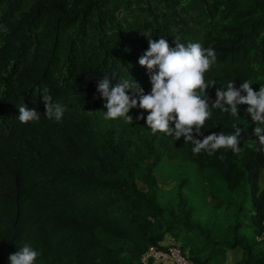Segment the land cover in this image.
I'll return each mask as SVG.
<instances>
[{
    "label": "trees",
    "instance_id": "16d2710c",
    "mask_svg": "<svg viewBox=\"0 0 264 264\" xmlns=\"http://www.w3.org/2000/svg\"><path fill=\"white\" fill-rule=\"evenodd\" d=\"M0 25V264L25 243L36 264H155L150 247H177L191 264H228L227 251L241 249L242 264H264V152L242 134L254 126L247 106L236 117L214 109L204 125L207 135L237 124L239 153L193 154L182 137L152 134L136 119L142 110H130L132 122L105 120L96 92L105 75L116 82L111 74L149 91L137 60L158 36L215 50L204 74L211 98L229 80L258 90L264 0H0ZM44 95L67 106L60 122L43 115ZM22 103L38 122L16 119ZM174 163L215 170L223 211L201 220L205 201L187 180L162 204L159 177Z\"/></svg>",
    "mask_w": 264,
    "mask_h": 264
},
{
    "label": "clouds",
    "instance_id": "9594fccd",
    "mask_svg": "<svg viewBox=\"0 0 264 264\" xmlns=\"http://www.w3.org/2000/svg\"><path fill=\"white\" fill-rule=\"evenodd\" d=\"M6 26L0 25V32H6ZM174 46H169L164 36L156 40L147 39L148 47L138 58L137 63L144 67L150 83V90L144 88L132 78L120 77L115 83L105 75L97 82L96 92L103 103L105 120L132 122L130 110L139 109L136 119L144 120V125L152 134L163 133L174 141L183 138L191 144L193 154L202 150L209 155L218 149H230L239 153L241 128L234 124V131L208 132L204 125L214 109L238 116L239 105H246L245 111L254 124L252 134L264 152V84L258 90L250 86L253 82L244 80L236 87L234 80L218 87L215 98L207 94L213 81H206L204 74L216 63V53L212 48H204L199 42L180 43L175 37ZM44 116L60 122L65 114L66 105L53 101L51 96H42ZM16 119L21 124L38 122L41 114L29 109L24 103L16 105ZM40 253L25 243L7 257L8 264H36Z\"/></svg>",
    "mask_w": 264,
    "mask_h": 264
},
{
    "label": "rangeland",
    "instance_id": "374dc122",
    "mask_svg": "<svg viewBox=\"0 0 264 264\" xmlns=\"http://www.w3.org/2000/svg\"><path fill=\"white\" fill-rule=\"evenodd\" d=\"M253 125L250 122H245L242 126V134L246 137H253L252 129ZM164 175L159 177L161 185L165 189V193L160 195V201L162 204H165L169 201V199L175 197L174 190L178 184L182 180H187V185L185 186V191H190L193 195H198L202 197L205 201L203 208L197 211V214L201 220H207L211 217H215L219 211H215V204L219 199H221L224 195L225 187L220 180L217 172L215 170H199L197 167L191 164H168L164 167ZM264 175V170L262 172ZM262 184H264V180L261 179ZM141 187L145 186L141 184ZM249 204L251 205V197H249ZM168 243V239L166 240ZM264 247V244L261 245ZM238 250V249H237ZM242 250L238 251H227V259L228 264H242L240 261ZM226 259V260H227ZM155 264H188L185 261L180 253L177 251V255L174 258H170L167 260L156 259ZM178 261V262H177Z\"/></svg>",
    "mask_w": 264,
    "mask_h": 264
},
{
    "label": "built area",
    "instance_id": "2783aa9c",
    "mask_svg": "<svg viewBox=\"0 0 264 264\" xmlns=\"http://www.w3.org/2000/svg\"><path fill=\"white\" fill-rule=\"evenodd\" d=\"M177 251L180 253V255L182 256V258L185 261H187L188 264H191L188 261V259L181 253V251L177 247H170L167 251L157 249L156 247H150L149 252H148V255L151 256V257H153L155 260L156 259H160V260L164 261V260H167V259H170V258H174V256L177 255ZM144 260H145V258H144Z\"/></svg>",
    "mask_w": 264,
    "mask_h": 264
},
{
    "label": "crops",
    "instance_id": "0c3cea01",
    "mask_svg": "<svg viewBox=\"0 0 264 264\" xmlns=\"http://www.w3.org/2000/svg\"><path fill=\"white\" fill-rule=\"evenodd\" d=\"M262 180H264V175L262 174ZM238 250H241V249H238ZM237 249H235L234 251H238ZM233 251V250H232ZM242 255V254H241ZM227 262H228V259H227Z\"/></svg>",
    "mask_w": 264,
    "mask_h": 264
}]
</instances>
